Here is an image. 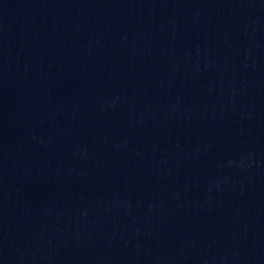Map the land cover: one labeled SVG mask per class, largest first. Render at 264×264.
Wrapping results in <instances>:
<instances>
[{"label":"water","instance_id":"1","mask_svg":"<svg viewBox=\"0 0 264 264\" xmlns=\"http://www.w3.org/2000/svg\"><path fill=\"white\" fill-rule=\"evenodd\" d=\"M0 264H264V0H0Z\"/></svg>","mask_w":264,"mask_h":264}]
</instances>
